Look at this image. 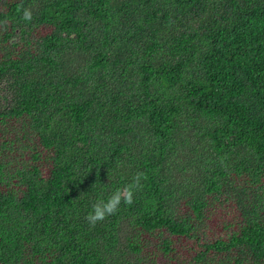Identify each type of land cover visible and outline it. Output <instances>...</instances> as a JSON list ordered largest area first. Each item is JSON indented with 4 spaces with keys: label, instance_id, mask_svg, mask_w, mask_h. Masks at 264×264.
<instances>
[{
    "label": "trees",
    "instance_id": "16d2710c",
    "mask_svg": "<svg viewBox=\"0 0 264 264\" xmlns=\"http://www.w3.org/2000/svg\"><path fill=\"white\" fill-rule=\"evenodd\" d=\"M0 264H264V0H0Z\"/></svg>",
    "mask_w": 264,
    "mask_h": 264
},
{
    "label": "clouds",
    "instance_id": "9594fccd",
    "mask_svg": "<svg viewBox=\"0 0 264 264\" xmlns=\"http://www.w3.org/2000/svg\"><path fill=\"white\" fill-rule=\"evenodd\" d=\"M24 18L30 19V12L26 11ZM142 178H144V174L138 172L130 184L111 192L107 198L98 199L92 203L90 211L85 216L88 224L91 227H95L98 222L103 221L108 216L114 215L119 210L121 203L128 206L132 205L134 190L142 187L140 184Z\"/></svg>",
    "mask_w": 264,
    "mask_h": 264
}]
</instances>
